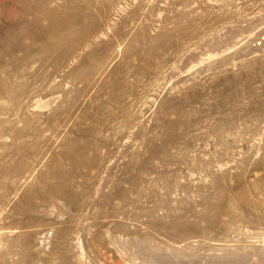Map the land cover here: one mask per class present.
Masks as SVG:
<instances>
[{"label": "rangeland", "instance_id": "374dc122", "mask_svg": "<svg viewBox=\"0 0 264 264\" xmlns=\"http://www.w3.org/2000/svg\"><path fill=\"white\" fill-rule=\"evenodd\" d=\"M0 264H264V0H0Z\"/></svg>", "mask_w": 264, "mask_h": 264}, {"label": "bare ground", "instance_id": "6f19581e", "mask_svg": "<svg viewBox=\"0 0 264 264\" xmlns=\"http://www.w3.org/2000/svg\"><path fill=\"white\" fill-rule=\"evenodd\" d=\"M48 16H49V15H48ZM54 19H56V18H54ZM41 20H42V19H41ZM72 20H73V19H72ZM72 20H70L69 22H71ZM54 22H55V21H54ZM67 22H68V20H62V22L58 24V25L61 24L60 29L62 28V26H63V27H66V26L68 25ZM56 24H57V23H56ZM56 24L54 23L53 26L51 25L52 27H49V28H51V29L55 28V27H56ZM70 25H71V24H70ZM57 27H58V26H57ZM57 27H56V28H57ZM46 29H47V28H46ZM60 29H59V30H60ZM63 29H64V28H63ZM63 29H61V30H63ZM66 29H67V28H66ZM69 29H70V28H69ZM84 29H86V28L84 27ZM90 29H93V28H90ZM90 29L87 28L88 31H86V32H84V33L87 34L88 32H91V31H89ZM55 30H56V29H55ZM55 30H54V31H55ZM61 30H60V31H61ZM71 30H72V29H71ZM51 31H53V30H48L47 33L50 34V33H52ZM54 31H53V32H54ZM56 31H58V30H56ZM65 31H66V30H65ZM68 31H70V30H68ZM44 32H45V31H44ZM41 33H42V32H41ZM55 33H56V32H55ZM55 33H54V34H55ZM60 33H62V32H60ZM70 33H72V32H70ZM70 33H69V32H65V33H63L61 36H57V38L60 37L61 40H63V41L65 40L64 42L67 43L66 45H70L69 47H70L71 49H74L73 47H75L76 45H80V43H81V39H82L81 37H83L84 35L78 37V38L75 39V40H72V37H70V39H68V36H69ZM36 34H38V33H36ZM36 34H35V36H37ZM39 35H40V33H39ZM39 35H38V36H39ZM47 35H48V34H47ZM51 35H53V34H51ZM58 35H60V34H58ZM45 36H46V35H45ZM85 36H86V35H85ZM42 37H44V36L42 35ZM55 37H56V35H55ZM36 38H37V37H36ZM36 38H35V39L33 38V39L36 40ZM39 38H40V37H39ZM39 38H38V39H39ZM66 38L68 39V41H67ZM83 38H85V37H83ZM86 38H87V37H86ZM86 38H85V39H86ZM58 39H59V38H58ZM83 41H84V40H83ZM58 42H59V40H58ZM54 49H55V48H54ZM127 65H128V64H127ZM124 69H125V66H124ZM120 86H121V85H120ZM122 86H124V85H122ZM124 87H125V86H124ZM120 88H121V87H120ZM125 88H126V87H125ZM117 90H118V89H117ZM113 91H114V90H113ZM112 93H113V92H112ZM167 147H168V146H167ZM79 149H80V148H79ZM79 154H80V152H79ZM262 161H263V160H262ZM260 163H261V162H260ZM262 163H263V162H262ZM261 166H262V165H261ZM57 182H58V181H57ZM58 184H59V183H58ZM239 185H240V184H239ZM262 186H263V185H262ZM54 187H55V186H54ZM58 187H59V186H58ZM53 189H54V188H53ZM56 190H57V189H56Z\"/></svg>", "mask_w": 264, "mask_h": 264}]
</instances>
